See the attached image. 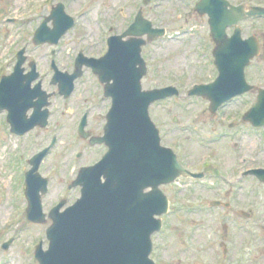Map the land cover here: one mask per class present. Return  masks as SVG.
<instances>
[{
    "label": "rangeland",
    "instance_id": "1",
    "mask_svg": "<svg viewBox=\"0 0 264 264\" xmlns=\"http://www.w3.org/2000/svg\"><path fill=\"white\" fill-rule=\"evenodd\" d=\"M16 1L18 0H0V74L13 71L16 55L25 47L28 54L25 67L29 70V62H37L40 78L44 80V89L54 95L50 98L49 125L45 128L37 127L23 137L11 134L6 113H0V264H38L35 248L40 239L47 248L45 231L51 225V220L42 224L26 220L25 174L28 171V160L49 146L56 137L55 148L50 150L40 168L41 175L49 179V190L43 197L44 209L48 212L55 206L59 202V196H65L68 203H73L80 196V190H69L68 185L75 179L79 168L97 159L102 151L98 146L90 147L79 137V122L86 111L90 112L92 124L88 130L97 134L100 126L103 127L106 113L111 106L110 100L103 95V86L91 70L87 69L83 77L76 81L72 96L64 99L58 94V88L50 85L53 75L51 62L55 60L61 70L72 72L78 51L87 44L89 49L86 54H101L105 45L99 36L100 22H103V19L109 22L116 7L123 5L128 8L125 16L127 19L129 14L136 13V5L139 2L70 0L69 6L72 9L77 12L81 10L82 14L88 13L87 18L91 21L93 17L97 18L100 26L92 22V33L86 34L82 29L70 30L57 45L36 46L32 42L33 30L48 10L41 3V9L36 13L28 0H20L19 4L15 3ZM104 1L106 5L101 4ZM87 2L90 3L86 4ZM111 2H114V6ZM231 2L235 5L264 6V0ZM161 4L157 9L161 12L170 6L164 2ZM103 11L105 16L102 15ZM89 14H93L92 17ZM161 15H152L157 24L161 23ZM6 16L7 20L13 16L19 20L7 23L3 20ZM119 17L121 19L120 15ZM108 22L103 23L108 25ZM240 26L244 37L256 35L261 43V53L249 71L251 75L248 79L252 84L264 82V75L261 77V74H264V18H250ZM177 28H180V33L151 43L144 49V57L149 65L148 74L143 79V87L152 89L171 84L179 87L180 98L173 97L153 104L150 114L163 134L169 136L167 143L178 147L180 151L181 148H188L186 152L189 157L182 158L183 161L191 166L196 163L195 168L206 172L208 183L195 187L183 183L179 186L164 187L172 200L171 212L165 217L163 231L152 237L154 251L151 257L157 264H264V219L261 218L260 222L255 223L238 218L232 211L223 208L208 209L212 198L226 196L224 194H227L231 187L223 184L216 176V168L210 167L209 162H213V157H221L227 162L231 177L246 167L264 164V132L258 133L248 129L241 120L243 111L255 101L257 92L254 90L236 98L225 108L223 117L229 122H235L231 128L226 127L229 131L227 144L224 145L225 141L221 142L220 138L213 140L211 121L216 123L217 119L213 120L215 116L208 109L209 103L202 98L186 95L192 84L210 81L217 76L211 54L213 42L207 17H199L190 25L181 22ZM233 30L234 28L229 29L228 33L232 34ZM174 116L181 121L180 125L172 122ZM223 134L224 132H220V135ZM237 134L243 135L241 145L244 150L235 152L231 149V144L240 142ZM77 154L81 156L77 157ZM242 157H246L247 161H241ZM203 162L206 167H202ZM237 168L239 169L235 170ZM247 184V188L242 192V201H237L245 206L248 203L254 204L260 213L264 212V187L258 186L251 177L247 179ZM225 224L230 225L229 230H224ZM12 237L15 238L14 243L7 250H3V243ZM223 242L230 248L232 258L224 254Z\"/></svg>",
    "mask_w": 264,
    "mask_h": 264
},
{
    "label": "water",
    "instance_id": "2",
    "mask_svg": "<svg viewBox=\"0 0 264 264\" xmlns=\"http://www.w3.org/2000/svg\"><path fill=\"white\" fill-rule=\"evenodd\" d=\"M197 9L210 17L211 35L217 44L215 63L220 75L212 84L196 86L190 95L209 98L214 111L224 101L251 89L244 70L259 54V42L254 36L243 40L238 24L246 16L264 15V8L253 7L247 11L225 0H202ZM51 19L55 28L49 31L46 24ZM145 22L141 16L137 17L128 33L142 36L148 32L150 41L163 33L151 29L150 23ZM72 25V19L62 9H54L36 32L34 43H57ZM231 25L237 27L228 38L226 29ZM145 43L137 38L126 43L121 38H113L104 58L79 57L72 75L56 71L52 84H58L60 94L68 98L74 90V81L83 74V66L92 67L106 83L105 95L112 97L113 105L107 115L105 136L91 139L92 145L105 143L109 151L101 162L80 170L72 186H82V197L62 213L59 212L62 205L51 211L53 224L47 230L49 249L44 251L40 244L35 254L40 264H154L149 258L151 235L161 228V220L154 216L168 209V199L158 186L188 173L172 150L160 146L158 130L149 116L153 102L176 95L178 91L173 87L142 91L146 65L141 46ZM23 54L24 50L19 53L15 72L4 77L0 84V110L9 111L12 132L19 135L36 125L45 127L49 117L48 109L43 110L49 105V95L42 91L41 82L31 88L38 73L32 64V71L23 74L22 65L26 60ZM31 108L34 113L28 118ZM245 119L257 127L264 125V90ZM85 124V121L81 124L80 133L87 138ZM47 153L45 150L31 159L33 168L27 173L28 219L33 222H45L40 193L47 192L48 180L37 171ZM250 173L264 181V170ZM148 187L153 191L146 194L144 190Z\"/></svg>",
    "mask_w": 264,
    "mask_h": 264
},
{
    "label": "flooded vegetation",
    "instance_id": "3",
    "mask_svg": "<svg viewBox=\"0 0 264 264\" xmlns=\"http://www.w3.org/2000/svg\"><path fill=\"white\" fill-rule=\"evenodd\" d=\"M174 1L175 0H164V3L170 4V6H167L166 9L163 11V14H162V18H163L162 23H164L165 26L171 27V26H174L176 23H179V22H189L192 17L198 18V15L195 14L194 12H191L188 15H184L181 12V14L179 15L178 9L175 7L177 3L175 4ZM56 2L57 1L52 2V4H50V8ZM176 2H179V1L177 0ZM149 11L150 10H147V7L142 8V12H143L144 17L153 21L154 18L152 17V13H150ZM134 15L135 14H133V15L129 14L127 19L121 18L122 20L120 19L119 15H115V16L112 15L113 17L110 20H112V19L113 20L110 21V23H109V25H107L106 29H102V31L99 35L100 38L102 39V41H104L105 38H108L110 36L120 35V34L124 33L126 31V29L129 27V25L132 23V21L134 19ZM125 16H126V13L123 15V17H125ZM96 23H97V25H99V23L97 21L94 24H96ZM167 33L169 34V32H167ZM226 107H227V104L218 112V114L220 116L216 115L213 118V120L217 119L218 123L221 126H225V123H226L225 121H229V120H227V118L223 117V115H224L223 112H224ZM223 120H225V121H223ZM231 125H232V123L229 124L230 127H231ZM101 129H102V125L100 126V131L97 134L93 133L92 131H90V132L92 135H100V134H102ZM239 144L241 145V141ZM240 145H238V146L236 145V147L240 148ZM100 148H102V150H103L102 153H104L106 151V147L104 145H101ZM241 150L242 151L244 150V147H242V145H241ZM244 153H245V151H244ZM241 161L246 162L247 158L243 157V158H241ZM237 175H238L237 173L233 174V176H237ZM239 179L242 181L243 177H240ZM181 180H183V178ZM242 183L247 184L245 181H242Z\"/></svg>",
    "mask_w": 264,
    "mask_h": 264
}]
</instances>
